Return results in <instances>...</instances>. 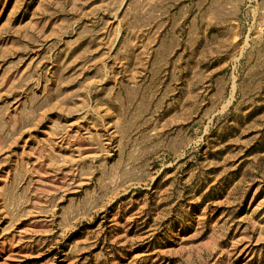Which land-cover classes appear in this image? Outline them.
Listing matches in <instances>:
<instances>
[{"label":"rangeland","instance_id":"obj_1","mask_svg":"<svg viewBox=\"0 0 264 264\" xmlns=\"http://www.w3.org/2000/svg\"><path fill=\"white\" fill-rule=\"evenodd\" d=\"M0 264H264V0H0Z\"/></svg>","mask_w":264,"mask_h":264}]
</instances>
